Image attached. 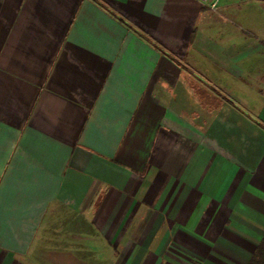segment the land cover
<instances>
[{
    "label": "crops",
    "instance_id": "1",
    "mask_svg": "<svg viewBox=\"0 0 264 264\" xmlns=\"http://www.w3.org/2000/svg\"><path fill=\"white\" fill-rule=\"evenodd\" d=\"M262 241L264 0H0V264Z\"/></svg>",
    "mask_w": 264,
    "mask_h": 264
},
{
    "label": "trees",
    "instance_id": "2",
    "mask_svg": "<svg viewBox=\"0 0 264 264\" xmlns=\"http://www.w3.org/2000/svg\"><path fill=\"white\" fill-rule=\"evenodd\" d=\"M251 264H264V241L258 247Z\"/></svg>",
    "mask_w": 264,
    "mask_h": 264
},
{
    "label": "built area",
    "instance_id": "3",
    "mask_svg": "<svg viewBox=\"0 0 264 264\" xmlns=\"http://www.w3.org/2000/svg\"><path fill=\"white\" fill-rule=\"evenodd\" d=\"M205 2H209V8L211 11H216L217 5L220 0H203Z\"/></svg>",
    "mask_w": 264,
    "mask_h": 264
}]
</instances>
